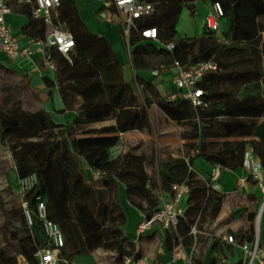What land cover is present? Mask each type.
Wrapping results in <instances>:
<instances>
[{
  "label": "trees",
  "instance_id": "1",
  "mask_svg": "<svg viewBox=\"0 0 264 264\" xmlns=\"http://www.w3.org/2000/svg\"><path fill=\"white\" fill-rule=\"evenodd\" d=\"M139 1L150 3L153 10L136 19L131 29L128 45L132 68L155 69L173 65L175 61L190 65L212 60L217 68L206 71L197 84L202 89L203 103L193 107L183 97L166 98L147 81L143 83L146 90L143 95L136 93L124 80L109 41L88 29L75 0H64L57 11V20L72 34L74 48L70 61L53 49H49V54L56 64L61 112H76L74 124L65 127L56 123L43 108L21 110L18 97L26 89V83L21 81L10 87L0 79V141L10 144L17 177L30 172L37 176L36 185L25 195L32 224L22 233H3L4 243L10 244L14 253L0 247V264H19L20 260L23 264H35L34 253L44 243L33 212L36 195L45 199L48 218L59 225L64 236L60 256L67 263L60 264H70L73 257L88 255L93 247L92 238L101 235L112 214L110 195L115 179L125 184L129 201L147 218L158 208L155 190L170 192L173 183L184 181L190 203L185 221L198 233L204 223L216 217L223 193L204 183L191 169L193 158L201 156L209 163L234 169L243 164L249 144L246 137L256 136L264 144V88L255 70L256 60L245 46L263 30L258 19L264 17V0H227L229 9L223 0H209L221 1L226 10L224 16L227 14L229 19L220 34L203 28L199 36L178 35L177 23L183 9L193 15L197 2L203 0ZM13 8L28 16V23L21 29L23 34L44 36V24L32 17L28 6L14 3ZM147 27L156 28V41L140 36V30ZM169 42L174 44L171 50L164 47ZM229 52L237 56L235 60L221 59ZM0 73L8 75L11 70L0 63ZM44 81L51 86L48 77ZM249 101L259 105L261 118L245 114L244 105ZM152 102L170 121L189 125L190 129L182 132L181 137L195 139L183 144L182 156L158 163L160 185L146 172L143 154L128 149L110 157V149L117 144L120 132L150 131L154 121L149 111ZM110 119L116 121L115 125L87 129L81 137L76 135L77 129L85 125ZM38 136L48 140L42 163L33 167L36 143L32 139ZM84 167L98 172V177L88 178ZM100 183L105 187L99 188ZM237 237L238 242L250 241L252 225ZM121 256L114 257V263L119 264Z\"/></svg>",
  "mask_w": 264,
  "mask_h": 264
},
{
  "label": "crops",
  "instance_id": "2",
  "mask_svg": "<svg viewBox=\"0 0 264 264\" xmlns=\"http://www.w3.org/2000/svg\"><path fill=\"white\" fill-rule=\"evenodd\" d=\"M7 2L12 12L5 15L6 24L11 27L21 45L24 46L30 36L23 34L21 29L29 19L26 14L17 12L13 8L14 3L23 6L24 4L19 3L18 0H7ZM209 5L208 0L197 2L196 10L203 13L198 18L199 24H203ZM92 7L94 12L86 11L78 2L80 17L91 32L101 34L109 41L121 64L124 80L133 86L135 92L143 95L146 91L143 83L147 81L152 83L156 90L166 98L176 93L177 88L171 78L174 73L173 65L134 70L131 66L126 39L122 37L121 23L98 19L95 13L97 7L94 4ZM90 13H93L91 17L95 24L88 22ZM42 60L41 50L35 51L30 58L15 61L10 60L0 50V63L26 83V89L18 97L19 108L23 111L43 108L51 114L56 123L69 127L74 124L77 113L74 111L61 112L63 104L57 89L55 72L44 68ZM156 69L157 74L153 73ZM135 75L141 80H136ZM45 77L50 79L52 83L50 87L46 85ZM149 111L154 119L150 131L131 129L120 132L116 145L122 148L120 153L133 149L134 154H143L146 157V172L160 185L158 163L165 162L168 158L182 156L183 144L195 141V139L181 137L182 132L190 129L189 125H177L170 121L154 102L150 104ZM115 123L114 119L91 123L77 129L76 135L81 137L87 129L115 125ZM245 139L249 140L246 152H249L252 160L262 164L261 175L264 183V163L262 162L264 144L256 136ZM148 164L154 165L155 168L148 169ZM191 169L204 183L223 193L216 217L204 223L202 230L196 235L190 232L191 227L185 221V212L190 205L188 193L181 201L183 215L180 218V224L175 229H166L158 223H152L143 232L137 234V225L145 215L129 201L125 184L118 179L112 182L113 188L110 195L112 214L107 221L110 225L106 223L104 228L108 229L110 236L121 238V250L124 255L144 256L162 264H238L241 257L240 248L236 244L227 243L224 237L232 234L235 239H238L237 236L246 231L250 224L253 235L257 231L260 244L264 246V207L261 206L263 192L249 169L243 164L234 169L224 168L218 164L209 163L201 156L193 158ZM84 170L88 178L98 177L96 171L88 167H84ZM215 184L218 186H214ZM98 187L103 188L105 185L100 183ZM155 193L158 197V206L162 199L167 200L170 196V192L159 188L155 190ZM113 251L114 249L109 247H92L90 255L93 256L95 264H111L114 259ZM95 253L101 257V260L94 257Z\"/></svg>",
  "mask_w": 264,
  "mask_h": 264
},
{
  "label": "built area",
  "instance_id": "3",
  "mask_svg": "<svg viewBox=\"0 0 264 264\" xmlns=\"http://www.w3.org/2000/svg\"><path fill=\"white\" fill-rule=\"evenodd\" d=\"M19 3L29 7L34 19L40 20L45 26V33L42 38L29 37L27 44L22 46L18 37L13 33L11 27L6 24L5 15L12 12V8L7 0H0V50L12 61L21 58H30L37 51H42V65L44 68L54 71L56 64L49 49H53L70 61L69 55L74 48L72 34L57 20V11L64 0H18ZM98 8L95 13L100 20L108 22H118L122 25V34L128 39L131 29L135 27V20L149 15L153 6L150 3L139 0H96ZM209 1V0H208ZM210 5L205 13L203 28L220 34L222 29L220 19L224 17L225 8L221 1H209ZM140 36L146 40H157L155 27H147L140 30ZM35 46V48H34ZM174 44L166 43L164 47L171 50ZM130 51V47L128 45ZM174 73L172 82L177 88V92L170 95L173 99L176 96L185 98L193 107L201 105L202 89L197 85L206 71L215 70L217 65L212 60L200 61L190 65H181L175 61L173 63ZM153 73L157 74L158 70ZM122 148L114 145L110 149V157L115 158ZM243 165L247 167L250 174L255 179L258 187L263 192L262 207H264V183L261 175L262 164L252 160L249 152H245ZM98 174V172H97ZM37 183V176L34 172L18 177V195L21 207L31 226L30 204L25 198L26 193ZM218 186V185H214ZM188 193V185L182 181L173 183L170 188V196L167 200L162 199L158 208L150 215L144 217L137 225V234L143 232L150 224L158 223L166 229H175L183 215L181 201ZM33 212L36 222L42 232L44 243L40 244L34 256L35 264H60L67 261L60 256V250L65 245L64 236L59 225L48 218L45 199L41 195L34 197ZM191 233H196L195 227L190 228ZM227 243L238 245L241 250V257L238 264H264V246L260 244L259 235L256 231L250 241L238 242L232 234L224 237ZM114 263V259L111 262ZM119 264H162L157 260H152L144 256L122 255Z\"/></svg>",
  "mask_w": 264,
  "mask_h": 264
},
{
  "label": "rangeland",
  "instance_id": "4",
  "mask_svg": "<svg viewBox=\"0 0 264 264\" xmlns=\"http://www.w3.org/2000/svg\"><path fill=\"white\" fill-rule=\"evenodd\" d=\"M76 4L78 2L83 6L86 11H93L92 5L98 8V3L96 0H75ZM224 5L229 9L230 5L227 0H223ZM95 8V11L96 9ZM91 14V13H90ZM202 12L196 10L195 14L191 15L187 9H183L177 23V32L180 36H199L203 32V24L198 23V18ZM93 13L88 16V22L95 24L92 17ZM87 19V17H86ZM99 19V18H98ZM229 16L226 14L221 17L220 22L222 29L227 26ZM258 24L263 28V30L258 34L257 38L245 45L247 48V53L252 55L256 60L255 70L261 79L262 86L264 88V17L258 19ZM122 26V25H121ZM122 37L124 38L123 34ZM234 53H226L221 59L232 62L236 59ZM157 66V65H156ZM4 77V78H3ZM0 79L4 80L6 86L19 85L21 80L17 78L12 72L8 75L0 73ZM15 85V86H16ZM244 112L247 116L261 118V109L255 101H249L245 104ZM49 113V112H48ZM50 114V113H49ZM36 143V151L33 158V167L38 166L42 163V157L44 153V144L48 138L43 136L34 137L32 139ZM9 142L0 141V247L6 248L9 253H14V249L10 244L4 243L3 233L7 232H18L22 233L25 228H28V221L21 207V203L18 195V177L14 169V163L11 158V153L9 149ZM148 169H154V165H147ZM28 171V170H27ZM108 223V222H106ZM180 223H178L179 225ZM106 225V224H105ZM110 225V223H108ZM177 225V226H178ZM108 229H104L101 235L92 238L93 247H109L114 249V257L124 255L121 250V238L110 236ZM196 235V233H192ZM92 250L90 251V253ZM88 254V256H82L80 258L73 257L70 264H95L93 256ZM94 257L101 260V257L97 253ZM20 258V257H19ZM19 264H23L20 260Z\"/></svg>",
  "mask_w": 264,
  "mask_h": 264
}]
</instances>
